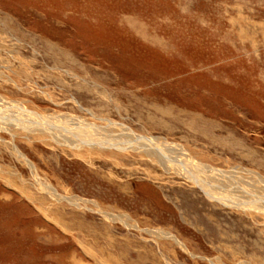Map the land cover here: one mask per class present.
I'll use <instances>...</instances> for the list:
<instances>
[{
	"label": "rangeland",
	"instance_id": "obj_1",
	"mask_svg": "<svg viewBox=\"0 0 264 264\" xmlns=\"http://www.w3.org/2000/svg\"><path fill=\"white\" fill-rule=\"evenodd\" d=\"M38 116L264 178V0H0V264H264V212Z\"/></svg>",
	"mask_w": 264,
	"mask_h": 264
},
{
	"label": "bare ground",
	"instance_id": "obj_2",
	"mask_svg": "<svg viewBox=\"0 0 264 264\" xmlns=\"http://www.w3.org/2000/svg\"><path fill=\"white\" fill-rule=\"evenodd\" d=\"M38 117L41 120L40 122L45 120L44 116ZM15 119L17 121L16 124L19 125L21 129H26L31 133H37L42 136L45 135L49 140L72 150H81L84 147H102L123 148L139 152L149 157L158 165H161L165 170H174L176 172L181 171L179 172L180 174L198 185L208 196H211L219 202L226 203L230 206H237L245 210H251L254 208L258 211L264 212V178L260 177L258 174L247 172L250 176L249 179L246 181L241 179V181H239V177L236 178V176L228 175L227 172L216 170L215 168L202 165L201 163L192 160V158L189 157V154L175 144L159 138L139 135L128 127H124L122 124L111 121H109L108 126L118 131L116 134L108 132V126L94 127L90 124L85 125L83 122V126L75 127L77 126L75 125L72 127V124L70 123L72 122V119L70 118L69 120L65 119L63 121L66 122L65 126L56 129H52L44 122L40 123L39 121L32 123V126L24 127L23 122L20 121L19 123L18 118ZM56 119L59 118L57 117ZM14 149L19 157L24 158V155L18 150V148L15 147ZM31 166L33 167V165ZM242 181H245V183ZM246 182L248 184H246ZM42 186L46 187L47 191L56 194L49 185L42 184ZM65 199L74 204L79 203L80 200L67 197Z\"/></svg>",
	"mask_w": 264,
	"mask_h": 264
}]
</instances>
